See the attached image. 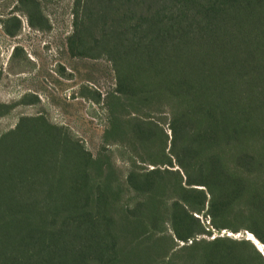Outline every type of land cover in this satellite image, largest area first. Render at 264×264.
Instances as JSON below:
<instances>
[{"label": "trees", "instance_id": "trees-1", "mask_svg": "<svg viewBox=\"0 0 264 264\" xmlns=\"http://www.w3.org/2000/svg\"><path fill=\"white\" fill-rule=\"evenodd\" d=\"M74 2L69 53L113 71L79 91L104 111L101 144L43 112L0 131V264H264L244 235L264 244V0Z\"/></svg>", "mask_w": 264, "mask_h": 264}, {"label": "rangeland", "instance_id": "rangeland-1", "mask_svg": "<svg viewBox=\"0 0 264 264\" xmlns=\"http://www.w3.org/2000/svg\"><path fill=\"white\" fill-rule=\"evenodd\" d=\"M19 4L16 0H0V101H17L27 93L37 101L16 105L10 115L0 118V131L13 127L22 114L43 112L52 122L69 127L88 150L96 153L104 111L79 91L82 86L102 94L111 89L114 77L109 62L69 53L66 36L72 30L74 0H40L46 18L41 28L28 24L24 12L17 9ZM10 15L17 16L21 23L13 36L4 33L1 22Z\"/></svg>", "mask_w": 264, "mask_h": 264}, {"label": "water", "instance_id": "water-1", "mask_svg": "<svg viewBox=\"0 0 264 264\" xmlns=\"http://www.w3.org/2000/svg\"><path fill=\"white\" fill-rule=\"evenodd\" d=\"M245 233L247 235V238L250 239L255 244V246L259 249V251L264 255V244L260 243L252 234H250V236H251L250 237L248 235V232H245ZM256 242H258V244H260V245H257Z\"/></svg>", "mask_w": 264, "mask_h": 264}, {"label": "bare ground", "instance_id": "bare-ground-1", "mask_svg": "<svg viewBox=\"0 0 264 264\" xmlns=\"http://www.w3.org/2000/svg\"><path fill=\"white\" fill-rule=\"evenodd\" d=\"M249 234H250V233H249ZM250 237H251V236H250ZM253 240H254V239H253ZM254 241H255V240H254ZM256 244H257V245H260V244H258V242H256Z\"/></svg>", "mask_w": 264, "mask_h": 264}]
</instances>
